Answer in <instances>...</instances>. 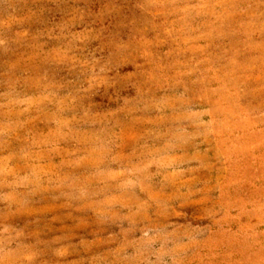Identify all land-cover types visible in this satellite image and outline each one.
<instances>
[{"label": "rangeland", "instance_id": "374dc122", "mask_svg": "<svg viewBox=\"0 0 264 264\" xmlns=\"http://www.w3.org/2000/svg\"><path fill=\"white\" fill-rule=\"evenodd\" d=\"M0 264H264V0H0Z\"/></svg>", "mask_w": 264, "mask_h": 264}]
</instances>
